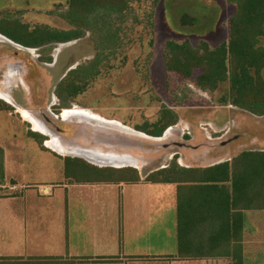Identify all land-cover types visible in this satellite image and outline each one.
Masks as SVG:
<instances>
[{
	"label": "rangeland",
	"instance_id": "obj_1",
	"mask_svg": "<svg viewBox=\"0 0 264 264\" xmlns=\"http://www.w3.org/2000/svg\"><path fill=\"white\" fill-rule=\"evenodd\" d=\"M52 1L49 10H38L34 0H0V33L15 42L34 39L29 32L37 27L63 31L68 37L74 29L82 32L78 38L37 47L15 46L0 37V88L65 143L121 158L144 179L163 167L184 165L194 154L208 153V162L219 159L220 149L233 139L235 152L264 149V114L224 102L229 95L227 80L214 91H204L195 84L198 69L186 78L164 68L166 40H188L193 46L206 42L211 47L227 41L234 7L226 0H136L120 14H92L79 29L62 17L68 0ZM8 72L13 76L6 83ZM261 76L264 79V68ZM64 108L117 125L84 116L60 119ZM173 116L176 120L163 129L161 138L142 131L157 130ZM31 130L15 107L0 99V143L8 149L19 181L59 177L66 157L104 167L58 154L44 145L47 137L40 133L41 145L52 155L35 162L33 142L21 135L28 136ZM1 174L0 150V183ZM98 178L107 177L82 172L77 179Z\"/></svg>",
	"mask_w": 264,
	"mask_h": 264
},
{
	"label": "crops",
	"instance_id": "obj_2",
	"mask_svg": "<svg viewBox=\"0 0 264 264\" xmlns=\"http://www.w3.org/2000/svg\"><path fill=\"white\" fill-rule=\"evenodd\" d=\"M34 4L49 10L54 1ZM31 131L21 135L33 142L34 161L43 162L52 154L41 145L39 132ZM236 140L220 149L219 159L208 162V153L194 154L179 167L231 162L246 151L235 152ZM0 149V264H264V208L244 210L242 230H230L212 244L219 215L210 213L204 185L142 177L136 182L81 180L66 176L62 162L60 176L51 181H19L8 149L1 143ZM224 185L223 191L215 190L223 200L229 193L231 200L230 183ZM178 222L185 226L179 237Z\"/></svg>",
	"mask_w": 264,
	"mask_h": 264
},
{
	"label": "trees",
	"instance_id": "obj_3",
	"mask_svg": "<svg viewBox=\"0 0 264 264\" xmlns=\"http://www.w3.org/2000/svg\"><path fill=\"white\" fill-rule=\"evenodd\" d=\"M132 1L136 0H69L68 8L62 13V17L79 29L88 24L92 14L96 12L120 14ZM226 1L234 7L233 14L228 20L227 41L211 47L206 42L193 46L188 40L182 42L166 40L163 48L164 68L186 78L198 69L200 73L196 76L195 84L204 91H214L227 80L229 95L223 99L224 102H229L251 114L263 115L264 79L261 76V70L264 68V0ZM69 34L68 37L63 31L37 27L29 32V35L34 36L31 41L27 43L12 41L25 47H37L46 42H65L75 39L80 37L82 32L74 29ZM56 94L61 96L58 91ZM166 119L170 120L161 128L154 131H142L152 136H160L163 129L176 120L174 116L166 117ZM30 133L33 134L32 131ZM82 172L107 177L91 179L98 181L136 182L139 180L137 171L129 166L98 168L81 164L78 158H65L66 176L78 178ZM154 172L148 174L145 180L153 182L188 180L209 189L210 207H212L210 213L212 214L214 210L219 215L216 235L210 236L212 244L216 243V238H227V232L230 230H234V233L242 230L244 210L264 208V151H242L231 162L226 161L203 169H186L173 165ZM224 182L230 183L231 200L229 193L227 200H223L221 193H217L219 190H215L222 188L223 191ZM231 212L233 213L230 216ZM184 228L185 226L178 222V237Z\"/></svg>",
	"mask_w": 264,
	"mask_h": 264
},
{
	"label": "bare ground",
	"instance_id": "obj_4",
	"mask_svg": "<svg viewBox=\"0 0 264 264\" xmlns=\"http://www.w3.org/2000/svg\"><path fill=\"white\" fill-rule=\"evenodd\" d=\"M1 38H4L6 36L0 34ZM7 38V37H6ZM9 41L10 39L7 38ZM12 41V40H11ZM14 43V42H13ZM11 77V76H10ZM0 97L3 99H6L11 104L13 103L12 100L9 98L8 95L4 94L0 91ZM21 117L31 123L32 129L36 132H42L46 135H48V138L44 141V144L56 151L60 155H70V156H79L84 159H86L89 162H92L94 164L100 165V166H113V167H122L130 164H125L124 161H121V158L111 156L109 153L101 152L98 150L91 149V148H75L74 146H69L66 144H63L60 139L55 136L52 132H50L45 126H43L39 120L34 117L31 113H29L27 110L18 107L17 108ZM84 116L89 119L99 121L102 124L105 125H117L116 123H113V121L107 122L102 121L101 118L94 114H90L88 112H84L80 109H64L62 113V118H69L72 116ZM148 137H152L148 134H145ZM163 136V134L161 135ZM159 137H153V138H161ZM131 161V160H130ZM128 162V161H127ZM135 164V162H134Z\"/></svg>",
	"mask_w": 264,
	"mask_h": 264
},
{
	"label": "flooded vegetation",
	"instance_id": "obj_5",
	"mask_svg": "<svg viewBox=\"0 0 264 264\" xmlns=\"http://www.w3.org/2000/svg\"><path fill=\"white\" fill-rule=\"evenodd\" d=\"M13 42V41H12ZM15 43V42H14ZM12 43L13 45H15V46H19V45H17V43ZM6 76L7 77H4V82H9L10 80H9V78H10V76H13V73H9L8 72V74H6ZM0 91L1 92H3V90L0 88ZM4 94H6V95H8L9 96V98L12 100V104L10 103V102H8L6 99H3V98H1L0 97V99H3L4 101H6L7 103H9L10 105H14V107H15V109H16V111L19 113V111H18V107H20V108H23V109H25V110H27L29 113H31L34 117H36L29 109H26V108H24V107H21V106H18V105H16L15 104V102H14V100L12 99V97H11V95L8 93V92H3ZM64 109H67V108H64ZM64 109L59 113V115H58V117L60 118V119H69V118H62V113H63V111H64ZM20 114V113H19ZM21 116V115H20ZM77 116V115H76ZM76 116H72V117H76ZM77 117H81V116H77ZM37 118V117H36ZM82 118H84V119H89V118H87V117H82ZM38 119V118H37ZM39 120V119H38ZM29 122V121H28ZM39 122L43 125V126H45V124L43 123V122H41L40 120H39ZM30 123V122H29ZM31 124V123H30ZM50 132H52L55 136H57L59 139H60V141L63 143V144H66V145H69V146H74L75 148H77V147H79V148H91V149H94V148H92V147H87V146H84V145H77V144H69V143H65L55 132H53L51 129H49L47 126H45ZM40 134H43V135H45L47 138H48V135H46V134H44V133H41V132H39ZM47 138H45V140L47 139ZM44 140V141H45ZM45 145V144H44ZM46 146V145H45Z\"/></svg>",
	"mask_w": 264,
	"mask_h": 264
},
{
	"label": "water",
	"instance_id": "obj_6",
	"mask_svg": "<svg viewBox=\"0 0 264 264\" xmlns=\"http://www.w3.org/2000/svg\"><path fill=\"white\" fill-rule=\"evenodd\" d=\"M12 106H14V105H12ZM149 135V134H148ZM150 136H152V135H150ZM152 137H159V136H152Z\"/></svg>",
	"mask_w": 264,
	"mask_h": 264
}]
</instances>
